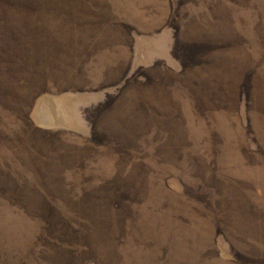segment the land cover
<instances>
[{
  "label": "rangeland",
  "instance_id": "rangeland-1",
  "mask_svg": "<svg viewBox=\"0 0 264 264\" xmlns=\"http://www.w3.org/2000/svg\"><path fill=\"white\" fill-rule=\"evenodd\" d=\"M0 264H264V0H0Z\"/></svg>",
  "mask_w": 264,
  "mask_h": 264
}]
</instances>
